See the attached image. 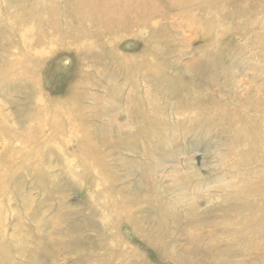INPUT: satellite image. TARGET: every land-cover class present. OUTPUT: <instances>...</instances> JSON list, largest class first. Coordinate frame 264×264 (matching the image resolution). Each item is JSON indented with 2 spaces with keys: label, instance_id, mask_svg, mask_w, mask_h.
<instances>
[{
  "label": "rangeland",
  "instance_id": "obj_1",
  "mask_svg": "<svg viewBox=\"0 0 264 264\" xmlns=\"http://www.w3.org/2000/svg\"><path fill=\"white\" fill-rule=\"evenodd\" d=\"M201 1L77 42L0 0V264H264V0Z\"/></svg>",
  "mask_w": 264,
  "mask_h": 264
},
{
  "label": "bare ground",
  "instance_id": "obj_2",
  "mask_svg": "<svg viewBox=\"0 0 264 264\" xmlns=\"http://www.w3.org/2000/svg\"><path fill=\"white\" fill-rule=\"evenodd\" d=\"M180 1L182 0H47L46 6L49 8L47 14H45L46 12L44 13L43 11L38 10V5H31V10H29L24 16L22 14L21 16L18 15L15 18L9 16V19H13L11 22H18L25 18H35L37 20L36 25L38 24L41 30H45L49 27L52 28L53 32L51 33L52 38L50 37V41H52L51 39H53V37L59 38L61 35H67L74 41L85 42L87 37H90L92 33L99 36L103 35L100 28L99 30L96 27L100 33L94 28L93 22L95 20L100 22L101 27H103V23L108 25L113 24V30L116 28V30L120 31L119 24L121 22H126L127 25H130L128 24L130 23V20H136L141 23L145 22V20L147 21L154 16H159L162 7L171 6L172 4L179 3ZM187 1L194 3V1L197 0ZM59 2L63 3L65 9L62 11H55L56 9L54 10L53 6ZM213 2H216V0H202L201 6L207 7ZM61 15L65 18L63 24H60L58 20ZM45 35L49 36V34ZM41 36H44L43 32ZM41 36L40 38L42 40L43 37ZM48 36H45L46 39ZM260 123L262 124V122ZM257 131L258 130H256V133Z\"/></svg>",
  "mask_w": 264,
  "mask_h": 264
}]
</instances>
